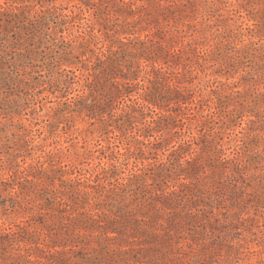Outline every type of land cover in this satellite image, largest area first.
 <instances>
[{
    "label": "rangeland",
    "instance_id": "374dc122",
    "mask_svg": "<svg viewBox=\"0 0 264 264\" xmlns=\"http://www.w3.org/2000/svg\"><path fill=\"white\" fill-rule=\"evenodd\" d=\"M0 264H264V0H0Z\"/></svg>",
    "mask_w": 264,
    "mask_h": 264
},
{
    "label": "trees",
    "instance_id": "16d2710c",
    "mask_svg": "<svg viewBox=\"0 0 264 264\" xmlns=\"http://www.w3.org/2000/svg\"><path fill=\"white\" fill-rule=\"evenodd\" d=\"M145 72H148L149 73V79H148V81H150V82H154V80H152L151 78H150V76H151V74H153V75H155V77H157L158 76V73L157 72H161L160 71V69H156V68H152L150 71H145ZM147 73V74H148ZM147 102H149V103H153V102H155V100H153V99H149V100H147Z\"/></svg>",
    "mask_w": 264,
    "mask_h": 264
}]
</instances>
